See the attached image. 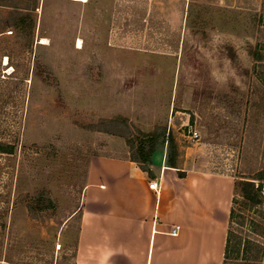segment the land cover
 <instances>
[{
  "label": "rangeland",
  "instance_id": "1",
  "mask_svg": "<svg viewBox=\"0 0 264 264\" xmlns=\"http://www.w3.org/2000/svg\"><path fill=\"white\" fill-rule=\"evenodd\" d=\"M256 51L264 0H0V140L17 144L0 153V264H73L90 157L139 156L163 132L187 168L238 182L230 263L247 264L264 246L241 183L264 176Z\"/></svg>",
  "mask_w": 264,
  "mask_h": 264
},
{
  "label": "crops",
  "instance_id": "2",
  "mask_svg": "<svg viewBox=\"0 0 264 264\" xmlns=\"http://www.w3.org/2000/svg\"><path fill=\"white\" fill-rule=\"evenodd\" d=\"M175 154L174 167L160 158L145 167L140 155L90 157L73 264H224L236 180L187 168Z\"/></svg>",
  "mask_w": 264,
  "mask_h": 264
},
{
  "label": "trees",
  "instance_id": "3",
  "mask_svg": "<svg viewBox=\"0 0 264 264\" xmlns=\"http://www.w3.org/2000/svg\"><path fill=\"white\" fill-rule=\"evenodd\" d=\"M17 27H19L20 31L22 29L27 28V22L25 18H20L19 22H17ZM254 59L257 61L264 60V54H262L260 51H256L254 54ZM147 135V140L145 143H140L138 146L139 149V155L142 159V162L145 163V167H148V165H152V158L155 154L156 147L158 145H164L168 143L169 146V165L174 167L175 163V144L173 138L170 136V134L166 135V132H163L161 134L157 133H150L145 134ZM17 147L16 143H10L3 140H0V153L5 154H13L15 152V149ZM180 176H183L184 173L180 172ZM258 182V185L255 186L256 182L251 181H245L241 182L242 184H245L249 191L253 190L255 191V199L259 203H264V176L260 174L259 178H255ZM238 189V182L236 181V191L233 201V206L231 210V218H230V226L228 231V237H227V244H226V253H225V261L224 264H231L230 262L233 259H238L237 256L240 251V247L243 241V234L241 232L239 233L238 228L235 229V225L238 223L240 227H242L245 223L244 216H241L240 214H236L235 212V204L237 202L239 193L237 192ZM238 226V227H239ZM241 231L243 230L240 228ZM250 244H253L254 242H249ZM258 249L257 251L252 254V256L246 257L245 261L247 264H264V246L261 244H255ZM244 263V262H243Z\"/></svg>",
  "mask_w": 264,
  "mask_h": 264
},
{
  "label": "water",
  "instance_id": "4",
  "mask_svg": "<svg viewBox=\"0 0 264 264\" xmlns=\"http://www.w3.org/2000/svg\"><path fill=\"white\" fill-rule=\"evenodd\" d=\"M169 149L168 147H166L165 149H160L158 150L154 155H153V158H152V164L156 166V163L158 161V159L160 158V165L161 167L163 166H167V167H171L168 163L169 161Z\"/></svg>",
  "mask_w": 264,
  "mask_h": 264
},
{
  "label": "built area",
  "instance_id": "5",
  "mask_svg": "<svg viewBox=\"0 0 264 264\" xmlns=\"http://www.w3.org/2000/svg\"><path fill=\"white\" fill-rule=\"evenodd\" d=\"M191 133H192L191 138L193 140H196V139H198L200 137V134H199L198 130H192ZM149 186H150L151 189L158 190V184H157V182L155 180H152L150 182ZM179 229H180V226H175L170 231V234L177 235L178 232H179Z\"/></svg>",
  "mask_w": 264,
  "mask_h": 264
},
{
  "label": "bare ground",
  "instance_id": "6",
  "mask_svg": "<svg viewBox=\"0 0 264 264\" xmlns=\"http://www.w3.org/2000/svg\"><path fill=\"white\" fill-rule=\"evenodd\" d=\"M77 1H87V0H77ZM43 40L45 41L46 39L43 38ZM81 45H82V41L79 39L78 47H81Z\"/></svg>",
  "mask_w": 264,
  "mask_h": 264
}]
</instances>
